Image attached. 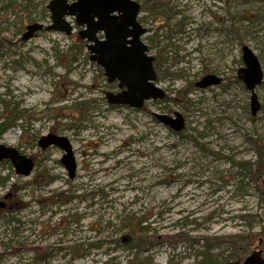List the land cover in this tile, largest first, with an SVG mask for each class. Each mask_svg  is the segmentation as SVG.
Instances as JSON below:
<instances>
[{
	"label": "rangeland",
	"instance_id": "obj_1",
	"mask_svg": "<svg viewBox=\"0 0 264 264\" xmlns=\"http://www.w3.org/2000/svg\"><path fill=\"white\" fill-rule=\"evenodd\" d=\"M52 1L0 0V117L10 121L0 144L35 163L30 177L0 163L10 179L0 200L12 196L0 212V264H201L206 238L225 241L214 253L233 262L231 238L264 229V176L247 169L264 149V81L252 116L238 77L244 46L264 72V0H135L143 40L159 57L156 84L167 93L140 110L107 103L114 87L86 42L79 51V27L71 37L43 30L23 40L28 25L52 23ZM155 4L163 7L153 13ZM71 47L77 62L62 56ZM208 75L223 82L197 88ZM176 112L186 121L180 133L153 116ZM48 134L70 140L75 179L63 151L39 147ZM135 220L149 231L137 262L128 233ZM259 239L249 254L264 250Z\"/></svg>",
	"mask_w": 264,
	"mask_h": 264
},
{
	"label": "water",
	"instance_id": "obj_2",
	"mask_svg": "<svg viewBox=\"0 0 264 264\" xmlns=\"http://www.w3.org/2000/svg\"><path fill=\"white\" fill-rule=\"evenodd\" d=\"M140 9V4L135 0H75L73 3L54 0L48 5L52 23L47 27L40 23L28 25L23 40L30 41L43 30L71 37L76 25L81 28L78 34L80 39L87 43L90 61L104 70L109 84L118 82L121 92L107 93V103L140 110L147 102L166 97V92L156 85L155 59L149 55V47L142 40L148 31L138 23ZM242 58L245 67L238 71V77L251 93V113L257 116L261 104L255 91L264 81V72L258 57L248 46L243 47ZM221 82L217 76L208 75L196 83V87L208 89ZM154 117L176 133L185 129V119L178 112L173 116L155 113ZM38 145L43 151L51 147L63 151L61 163L70 179H75L78 164L68 138L48 134L39 140ZM6 160L11 161L16 174L22 177H30L35 169L32 159L15 148L0 144V163ZM5 207L6 203L0 201V209ZM226 264H264L263 252L257 250L244 260Z\"/></svg>",
	"mask_w": 264,
	"mask_h": 264
},
{
	"label": "trees",
	"instance_id": "obj_3",
	"mask_svg": "<svg viewBox=\"0 0 264 264\" xmlns=\"http://www.w3.org/2000/svg\"><path fill=\"white\" fill-rule=\"evenodd\" d=\"M160 7L161 6L160 5L158 6L157 4L153 5L151 7V12H153V11L157 12V10L160 9ZM153 40H154V38L152 39V41ZM79 44L82 47L79 49V51L80 52H81V50L84 51V49H85L84 42L79 40L78 45ZM158 44H159V42H158ZM62 56H64L66 58V62H69V63L77 62L78 58H79L78 57L79 56L78 51H75L74 47H71L69 51L62 53ZM159 62H160L159 57H157V61L154 64L156 71H158ZM177 93H178V96H181L182 93L184 94V96H186V94L188 92L185 93V91H178ZM183 102H186V99L183 100ZM91 103H92V101L91 102H88V101L81 102L79 104L80 112L83 113L86 110H88V107L91 105ZM20 112H22V111H20ZM14 113H18L17 109H14ZM18 117L21 118L20 116H18ZM18 117H16L14 119V121L18 120ZM9 122L10 121L8 119L4 120V119H2V117H0V139H2L3 134H5L7 132L8 128L10 126ZM257 154H258L257 162H255L253 165L248 163L249 167L247 169L250 170L252 173H254L256 175L258 174L260 177H262V176H264V149L258 148ZM9 180H10L9 178H2L0 176V185L1 186H7ZM240 218L242 220L244 219V217H240ZM11 221L16 222V220H14V218L11 219L10 222ZM144 223H147V221L135 220L131 225L132 227L129 228L128 233H129V239H130V243H131L129 250L135 252V255L133 258L134 262L139 261V258L141 256L140 254L143 252L141 248H142V246H144L147 243L149 231H148L147 227L143 226ZM253 228L254 227L252 225H250V230H253ZM257 237L260 238L259 239L260 247L261 248L264 247V229L262 230L261 234L255 235V234L249 233L248 235H236V236L232 237L230 240V243L234 246V250L236 251V255L230 261L236 262L239 259L246 258L250 252L248 247L250 246L252 239H255ZM184 240L189 242V243H192V242L194 243L193 239H191L190 237H188V239H184ZM224 243H226V242L220 241V239H207L206 238L205 243L203 244L204 251L200 252V255L202 257L201 264H221V262L218 261V256H217V254L214 253V251L216 248H219V246H221ZM93 247L100 248L102 246L93 245ZM257 250H260V249H257ZM263 255H264V250H263Z\"/></svg>",
	"mask_w": 264,
	"mask_h": 264
},
{
	"label": "flooded vegetation",
	"instance_id": "obj_4",
	"mask_svg": "<svg viewBox=\"0 0 264 264\" xmlns=\"http://www.w3.org/2000/svg\"><path fill=\"white\" fill-rule=\"evenodd\" d=\"M140 4V7H141V9H140V14H141V12H142V8H143V6H142V4L141 3H139ZM161 7H163V6H161ZM160 7V8H161ZM153 13H155L154 11H153ZM140 14H139V16H138V23L140 24V25H142L143 26V24L141 23V20H140ZM144 27V26H143ZM148 31V30H147ZM147 35V34H146ZM149 47V46H148ZM154 59H155V61H154V64L156 63V61H157V57H154ZM216 76V75H215ZM218 78H220L221 80H222V78L221 77H219V76H217ZM222 82H223V80H222ZM221 82V83H222ZM110 86H112L113 85V87H114V91H112V92H114V93H118V92H121V90L119 89V87H118V82H115L114 84H109ZM167 94V93H166ZM125 107V106H124ZM250 107H251V105H250ZM129 108V107H128ZM253 116V115H252ZM11 195H8V196H5V198L3 199V200H0L1 202H5L6 203V207L4 208V209H0V212H5L6 211V209H7V202L11 199Z\"/></svg>",
	"mask_w": 264,
	"mask_h": 264
},
{
	"label": "bare ground",
	"instance_id": "obj_5",
	"mask_svg": "<svg viewBox=\"0 0 264 264\" xmlns=\"http://www.w3.org/2000/svg\"><path fill=\"white\" fill-rule=\"evenodd\" d=\"M184 117V116H183ZM185 119V118H184ZM185 123H186V121H185Z\"/></svg>",
	"mask_w": 264,
	"mask_h": 264
}]
</instances>
